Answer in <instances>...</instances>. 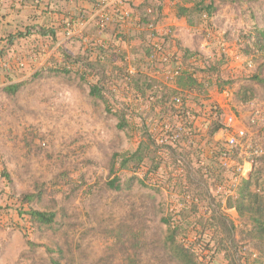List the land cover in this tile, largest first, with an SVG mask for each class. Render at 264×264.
I'll return each mask as SVG.
<instances>
[{
    "label": "rangeland",
    "instance_id": "obj_1",
    "mask_svg": "<svg viewBox=\"0 0 264 264\" xmlns=\"http://www.w3.org/2000/svg\"><path fill=\"white\" fill-rule=\"evenodd\" d=\"M213 1L217 8L214 21L201 17L191 0H153L151 5L161 10L175 8L176 12L180 7L188 8L186 18L190 19L191 27L196 28L190 35L202 42L195 51L202 56L200 64L220 65L219 72L227 82L222 86L216 83L202 93L190 92L186 107L192 112L206 107L216 89L230 87L235 90V73L222 68L229 61L221 52L222 45H242L236 56L245 53L250 59L243 63V80L253 82L252 77L264 65V59L251 47L255 30L264 28V0ZM207 32L218 34L213 37ZM216 37H230L232 41H220L212 46V41L216 44ZM208 48L211 52L206 56L204 52ZM229 48L234 52L231 46ZM24 57L0 52V169L6 170L11 180L0 178V207L4 210L0 216V264H53V261L57 264H128L127 256L132 252H126L127 246L123 248L118 242V234L121 230H129L128 227L148 243L138 251L136 264H180L169 251L168 229L163 219L173 213L179 201L181 195H175L179 191L178 183L182 189L188 186L186 169L164 148L156 154L158 169L151 163L153 153L136 170H122L120 163L112 160L115 153L135 152L142 131L146 128L151 133L157 130L173 111L171 100L148 103L152 91H159L160 86L148 77L147 64L131 61L143 73L132 79L128 89L124 85L125 61L118 71L110 74L103 64H98L102 66L99 70L87 69L90 63L87 57L81 61V70L72 57L63 64L37 70L28 68V60ZM191 65L190 60L187 66ZM103 69L105 79L102 80ZM197 75L200 78V74ZM260 77L264 79V68ZM98 80L104 83V100L89 95L90 85ZM12 84L22 85L14 96L6 92ZM243 85L239 97L236 93L238 112L245 121L254 110L261 112L263 120L251 130V146L258 147L264 154V88L246 82ZM164 90L171 98L175 95L167 86ZM240 97L246 111L239 108ZM121 110L128 119V127L123 130L118 128ZM209 120L204 138L187 148L171 149L176 150L177 155L184 154L187 160L199 161L205 178L210 171L219 177L217 181L210 179L216 185L213 195L223 203L221 214L235 226L237 257L242 263L248 257L246 263L252 264L258 254L254 242L243 238L247 221L240 218L236 209L226 206L240 181L237 170L223 167L219 159L208 158L206 151L214 145L208 136L214 126L222 129L223 117L214 112L210 113ZM223 146L224 143H220L219 147ZM235 153L243 163L242 153ZM181 169H184L183 174ZM131 176L136 179L128 183ZM115 178L120 179V190L107 186ZM219 187H222L221 193L217 192ZM196 203L200 213L208 217L206 203L201 199ZM30 209L55 213L56 223L34 228L27 216L20 218L18 214L20 210L26 213ZM177 220L187 228L186 220ZM25 235L42 247L29 248ZM178 239L186 245H195L197 252L203 258H210L212 264H228L223 254H209L210 250L202 252L197 236L182 234Z\"/></svg>",
    "mask_w": 264,
    "mask_h": 264
},
{
    "label": "trees",
    "instance_id": "obj_2",
    "mask_svg": "<svg viewBox=\"0 0 264 264\" xmlns=\"http://www.w3.org/2000/svg\"><path fill=\"white\" fill-rule=\"evenodd\" d=\"M193 1V7L200 16L204 15L207 18H212L216 12L215 2L213 0H191ZM229 2H235L238 0H224ZM153 0H143V3L137 9L141 13H145L147 7L151 6ZM131 7V6H129ZM133 8V7H131ZM188 8L180 7L177 11L178 17H187ZM252 46L256 52L261 55V58L264 59V28L256 29L255 33L251 36ZM197 56L196 52H190L187 50L183 51L184 62H188L191 58ZM75 63V61H73ZM201 61H198L196 65H191L188 71L184 72L182 76L177 81L178 90L182 91H197L202 93L206 88L211 87L212 85L218 83V86H222V83H227L220 74L219 66L210 64L206 66L200 64ZM77 63V62H76ZM100 63H88L86 65L87 69L94 71ZM264 68H258L256 75L252 77V81L261 85L264 88V79L260 77V72ZM99 70V69H98ZM101 79H105V70H101ZM64 72H67L64 70ZM200 74V78H195L194 74ZM207 74V75H206ZM212 78L209 80V77ZM215 78V80H214ZM100 79V80H101ZM98 80L95 84L90 85L89 95L92 98L104 100V83ZM131 81V80H130ZM137 82V81H136ZM22 87L21 84H12L6 88V92L14 96ZM164 86L159 87L157 93L160 96L158 102L165 103L171 100V96H167L164 91ZM177 91L171 93L176 94ZM241 102V97L239 98ZM119 119V129H125L128 127L127 114L123 110L118 114ZM221 129L214 126L212 128V133L208 136L209 142L213 143V139L217 134H219ZM141 141L137 150L133 153H115L113 155V163L119 162L120 168L122 170H131L138 169L141 166L146 158H149L150 154L153 153L154 157L151 159L152 165L155 164L158 169L159 158L156 157L159 147L156 138L150 132L149 129H144L141 133ZM174 155V159L179 163L180 159L186 161L182 165L186 169L185 177L186 183L188 186L186 189H182L179 184V191L175 192V195H181L178 197L179 201H176L174 211L167 218L163 219L164 224L167 226V237L166 243L170 253L175 255V258L178 259L180 264H212L211 259L208 257H202L195 248V245H186L178 238L184 234L186 236H197V243L201 244L203 248L202 252L205 250H210L209 254H223L224 259L228 264H247V258L244 263L241 262L238 256V242L236 238V229L233 223L223 214H221L222 201L218 196L213 195V189L215 188V183H211L210 179L215 178L219 180V177L215 172L210 171L208 177H204L202 173V165L199 161L193 162L187 160V157L184 154L176 153V150L171 148H164ZM177 158H176V157ZM238 163L242 162V158L238 157V154L235 153L232 157ZM176 162V161H175ZM193 167H192V166ZM193 170V171H192ZM0 178L11 182L10 176L6 170L0 169ZM135 176H131L128 179V183L135 180ZM120 179L115 178L107 183V186L111 190H120L121 185L119 184ZM179 193V194H178ZM35 198L36 196H32ZM190 199V201H188ZM201 199L206 203L205 211L208 213V217L200 213L198 204L196 203ZM226 206L229 208H234L238 212L240 218L247 221V229L243 233V238L254 242V248L257 252V258L252 264H264V154L257 155L253 157V170L248 178H240L239 184L235 191V194L230 196L226 201ZM3 208L0 207V216L3 213ZM19 217L23 218L24 216L28 217V222L35 227H50L56 223V214L52 212H45L30 209L26 213H23L21 210L18 212ZM186 220L187 228L184 229L183 225H180L177 221ZM193 221V222H190ZM129 230H121L118 234V242L122 243L123 248L126 247L127 251L132 253L127 256L128 264H136V256L139 250L146 248L148 243L144 240L141 235H138L133 228L128 227ZM125 238L124 241L121 239ZM26 244L31 249H36L42 247V245L36 244L31 241L30 238L25 235ZM49 252L52 250L47 249ZM208 258V259H207ZM53 264H57L53 261Z\"/></svg>",
    "mask_w": 264,
    "mask_h": 264
},
{
    "label": "crops",
    "instance_id": "obj_3",
    "mask_svg": "<svg viewBox=\"0 0 264 264\" xmlns=\"http://www.w3.org/2000/svg\"><path fill=\"white\" fill-rule=\"evenodd\" d=\"M123 1L126 6L133 7L136 15H141L137 9L143 0ZM96 3L97 0H0V52H6L10 56H25L28 60L27 67L35 70L39 67L49 68L63 64L68 57L77 61L75 65L80 70L83 65L81 61L87 57L90 63L105 65L110 74L118 71L124 65L122 61L127 58L133 62L139 60L147 64L148 37L136 28L134 22L129 23L127 29H121L116 23H112L103 30L89 26L82 31L80 17L87 16ZM212 18L211 21H214L215 18ZM159 26L161 30H173L179 54L183 55L184 50L195 52L202 44L201 40L190 35V31L196 30L191 27L190 19L178 17L175 8L162 9ZM207 34L214 35L209 32ZM217 38L214 39L216 44L211 42L212 46H216L220 41L231 40L230 37ZM229 46L234 52L230 53L226 67L222 68L235 73V92L239 97L245 82L254 87H257V84L243 80V63L250 59L245 53L240 54V57L236 56L239 54L238 48L242 45L231 43ZM171 48L175 51V47ZM209 49L205 50V55L211 52ZM207 58L213 59L210 56ZM131 81L126 80L125 87L130 86ZM239 82L242 85L238 84ZM167 87L178 90L177 84ZM242 103L239 102V108L246 111Z\"/></svg>",
    "mask_w": 264,
    "mask_h": 264
},
{
    "label": "built area",
    "instance_id": "obj_4",
    "mask_svg": "<svg viewBox=\"0 0 264 264\" xmlns=\"http://www.w3.org/2000/svg\"><path fill=\"white\" fill-rule=\"evenodd\" d=\"M159 4L161 5L160 2ZM161 16L162 10L159 7L149 6L146 8L144 15H136L131 7L124 4L123 0H97L92 11L87 16L80 17L79 23L80 28L84 31L89 26L103 30L112 23H116L121 29H127L129 23L134 22L136 28L146 33L148 37V54L146 58L148 77L159 86H168L176 84L182 74L190 68L184 62L183 55L178 53V44L173 30L160 29ZM203 18L207 19V16L204 15ZM171 47H175V51ZM221 52L226 59H229L232 51L229 46L222 45ZM201 57L200 54H197V56L191 58L193 65L200 61ZM125 62L123 72L127 81L139 77L143 73L128 58ZM248 66L249 69H252L251 64ZM194 77L198 78V75L194 74ZM157 88L158 86L155 89ZM113 91H116V88ZM158 95L157 91H152L148 103L158 102L160 100ZM189 96L190 91L177 90L171 98L173 111L168 118L162 120L161 126L157 130L153 129L152 132L159 147L175 148L183 146L187 148L193 145L195 141H199L206 136L210 113H219L223 117L222 129L213 139V147H207V156L210 159H219L221 165L225 168H236L238 179L248 178L253 170V157L263 153L258 147L253 148L251 146V138L253 137L251 130L262 119L261 112L254 110L249 119L245 121L238 112L236 92L230 87L216 89L213 95L210 96L209 103L205 105L206 107L200 108L196 112L189 111L186 107ZM220 143H224L221 148L219 147ZM235 151H239L245 157L243 163L237 164L234 161L232 157ZM185 163V160H179L180 165ZM183 171L184 169L180 170L181 174H183ZM206 171L204 172L206 173ZM221 191L222 187L217 188L218 193H221Z\"/></svg>",
    "mask_w": 264,
    "mask_h": 264
}]
</instances>
